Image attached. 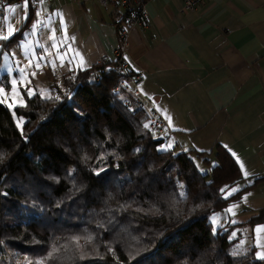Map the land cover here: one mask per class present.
<instances>
[{"label": "trees", "instance_id": "trees-1", "mask_svg": "<svg viewBox=\"0 0 264 264\" xmlns=\"http://www.w3.org/2000/svg\"><path fill=\"white\" fill-rule=\"evenodd\" d=\"M120 78L97 63L0 104V264H264L236 248L235 224L208 221L239 196L222 197L240 177L230 155L156 149L141 109L112 92Z\"/></svg>", "mask_w": 264, "mask_h": 264}, {"label": "crops", "instance_id": "crops-1", "mask_svg": "<svg viewBox=\"0 0 264 264\" xmlns=\"http://www.w3.org/2000/svg\"><path fill=\"white\" fill-rule=\"evenodd\" d=\"M180 5L147 0L145 22L130 27L122 58L139 76L133 90L165 121L163 149L208 153L217 144L233 159L240 177L222 197L239 196L208 220L212 228L235 224L236 248H251L253 258L264 261V0H202L184 12ZM119 14L94 0H38L36 9L25 1L1 5L0 36L17 32L27 18L21 39L1 54L14 77L2 74L3 93L16 81L21 93L41 96L47 88L48 97L55 73L111 62ZM25 38L32 45L26 53L19 49ZM231 189L238 190L227 194Z\"/></svg>", "mask_w": 264, "mask_h": 264}, {"label": "built area", "instance_id": "built-area-1", "mask_svg": "<svg viewBox=\"0 0 264 264\" xmlns=\"http://www.w3.org/2000/svg\"><path fill=\"white\" fill-rule=\"evenodd\" d=\"M9 1H25V0H0V6ZM147 0H94V2L104 7L107 4H112L120 10L119 22L116 27L118 44L113 51L111 67L114 71L121 75L120 80L112 88V92L118 95L122 103L128 105L132 100L144 113L148 129L153 133L154 137L161 135L166 128L165 121L155 114V109L151 101L141 96L136 90H133L134 85L139 80V76L130 73L126 67V63L122 58V50L126 46V37L132 25L145 22V3ZM202 0H181L180 11H189L195 8ZM31 8L36 9L38 0H27ZM60 84L61 77L55 73Z\"/></svg>", "mask_w": 264, "mask_h": 264}, {"label": "rangeland", "instance_id": "rangeland-1", "mask_svg": "<svg viewBox=\"0 0 264 264\" xmlns=\"http://www.w3.org/2000/svg\"><path fill=\"white\" fill-rule=\"evenodd\" d=\"M19 44H20L19 49L22 52L26 53V52H29L32 49L31 41H30L29 38H27V39L25 38V40L21 41ZM9 65H10L9 59L5 55H3V59L0 62V88H3V89H4V85L6 83V80L3 81L1 75L3 73H9V78L10 79L14 78L13 75L11 74ZM58 81H59V79H58L57 76H51L50 79H49V85H50L49 87H54V85H56L57 88H60L61 81H60V84H58ZM9 92L10 93H5V94L3 92H0V104L5 105L8 108V110L10 111L11 108L14 105L22 104L23 98H22V93L18 89L11 90ZM41 94H42L41 95L42 97H45L48 94L47 88ZM16 96H18L19 98L21 97L22 99H20V101H19V100H17L15 98ZM9 105H11V107ZM12 117H13V121H14V123L16 125L17 124V120L19 118H15L14 116H12ZM156 149H158V150L163 149V144H161V145L159 144L156 147ZM198 168H199V170L203 169V168H201L200 165H198ZM214 213H218V212H214ZM208 219H209V217H208ZM210 220L212 221V219H210ZM212 226H214V223H213Z\"/></svg>", "mask_w": 264, "mask_h": 264}, {"label": "snow or ice", "instance_id": "snow-or-ice-1", "mask_svg": "<svg viewBox=\"0 0 264 264\" xmlns=\"http://www.w3.org/2000/svg\"><path fill=\"white\" fill-rule=\"evenodd\" d=\"M25 6H27V0H25ZM37 15H39V13H38ZM25 18H26V17H25ZM61 23H63V18H62V17H61ZM36 26H37L36 24H33V28H35ZM12 35H14V31L10 29V30L8 31V35H7V36H0V41H6V40H8ZM53 38H54V34H53ZM53 47H55V45H53ZM37 67H38V66H37ZM20 71L23 72L24 70L21 69ZM33 75H34V73H33ZM12 88H13V90H15V88H16V81H12ZM3 91H4V89H3V88H0V92H3ZM28 91L31 92V89H28ZM9 106L11 107V105H9ZM168 119H169V126L171 127V118H168ZM23 123H24L23 118H19V119L17 120L16 127H17V128H20L21 131H22V124H23ZM147 127H148V125L146 124V125H145V128H147ZM168 147H171V145H169ZM224 147H225L226 150L231 151V150L228 148L227 145H224ZM137 151H139V150H137ZM231 155H232L233 157L236 156L235 152H231ZM237 163H239V160H238V159H237ZM101 170H103V169H101ZM240 170H241L243 176H244L245 178H248L249 173H248L247 171L244 170V165H243L242 163H240ZM97 174H99V173H97ZM237 190H238V189H231L229 192H227V194H231V192H234V191H237ZM221 191H225V189H221ZM228 211L231 212V209H229ZM260 258H264V257H260Z\"/></svg>", "mask_w": 264, "mask_h": 264}, {"label": "water", "instance_id": "water-1", "mask_svg": "<svg viewBox=\"0 0 264 264\" xmlns=\"http://www.w3.org/2000/svg\"><path fill=\"white\" fill-rule=\"evenodd\" d=\"M165 135H166L165 133H163L162 135H158V136L156 137V139L159 140L160 138H162V137L165 136Z\"/></svg>", "mask_w": 264, "mask_h": 264}]
</instances>
